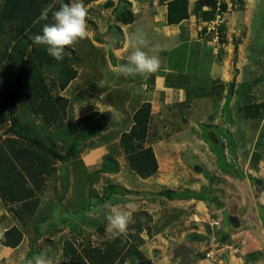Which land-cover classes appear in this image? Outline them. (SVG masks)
<instances>
[{
    "label": "rangeland",
    "instance_id": "obj_1",
    "mask_svg": "<svg viewBox=\"0 0 264 264\" xmlns=\"http://www.w3.org/2000/svg\"><path fill=\"white\" fill-rule=\"evenodd\" d=\"M4 1L0 0V9ZM169 1L84 0L88 9V35L70 48L77 77L64 91H59L56 83L61 68L41 67L52 94L68 99L66 119L62 126H43L38 118L28 112L22 96L15 92L20 60L15 59L16 53L11 51L8 29L0 27V143L8 138L22 141L26 137L60 156L71 151L66 160L57 162L55 173L37 193L40 204L34 216L17 221L7 209L8 215L23 234L24 248H21L20 258L16 257L19 260L14 264H26L41 254L48 256L53 264H61L63 260H69H65L64 256L66 245H71L77 253H81V249L87 245L102 247V243L114 237L107 231L109 205L119 204L123 207L129 202L137 205L134 220L143 227L132 228V223L125 235L131 243L136 242L130 238L131 235H138L143 240L137 249L144 259L146 256L152 257L155 252L156 256L152 257L155 264H191L186 259L185 248H174V244L170 243L174 241L170 239L175 238V230L173 232L169 227L176 217L168 213V197L160 192L154 193V189H149L145 181L135 176L119 147L120 135L131 127L132 114L139 106L140 90H144V85L149 81L158 85L157 82L167 83L179 76L183 78L184 74L172 73V67H182L180 63L192 64L194 68L197 65L199 71L207 73L212 66V58L216 62L220 61L217 73L200 74V80L202 83L206 78L216 81L212 90L217 94L224 93L227 101L230 98L233 100L230 105L233 114L243 109L249 118V146L256 143L257 151L264 148V138L261 137L264 136V63H261L263 59L261 62L257 59V56L264 54V0L255 11L251 23L246 24L244 32L233 27L235 15L249 5H231L232 9L223 5L224 10L216 8V12L220 10L222 13L216 17L220 26L215 31L218 39L214 45L210 29L215 22L212 24L211 21L208 27L207 24L201 27L199 21L203 16L202 11H194L196 23L187 24V27L199 45L192 40L190 47L189 44L187 47L179 45L176 38L166 34V28H169L165 25L166 4ZM203 1L197 0L198 3ZM222 1L218 0V4H223ZM58 2L60 0H55L56 4ZM63 2L68 3L69 0ZM137 31L146 33L150 41L149 48L154 49L150 54L159 55V72L145 76L125 75L118 71V66L126 64L134 50L131 47L132 36ZM189 33H185V38L191 36ZM144 50L149 51L148 48ZM223 70L229 72V78L219 72ZM241 105L243 108H240ZM12 107L13 112H10ZM93 112L96 116L88 123L82 126L75 124L77 119ZM258 145L263 148L258 149ZM256 189L260 195L262 191ZM145 192L147 196H144ZM144 207L149 210L146 211ZM236 222L237 219H234L233 223ZM215 230L206 233V242H211L212 249L219 250L221 247H218ZM143 237L145 241L148 240V245L142 246ZM207 247L203 245L204 256ZM139 262L136 254H129L117 264ZM192 264L197 262L193 261Z\"/></svg>",
    "mask_w": 264,
    "mask_h": 264
},
{
    "label": "crops",
    "instance_id": "obj_2",
    "mask_svg": "<svg viewBox=\"0 0 264 264\" xmlns=\"http://www.w3.org/2000/svg\"><path fill=\"white\" fill-rule=\"evenodd\" d=\"M222 2L229 9L231 5H249L242 8L243 10L239 8V14L235 15L236 22L233 27L244 32L246 24L251 23L250 20H253L255 11L263 0ZM187 3L188 18L179 24L169 25L166 17L165 25L169 27L166 28V34L176 38L179 45L187 47L189 44L190 47L192 40L199 45V41L189 33L190 28L187 27V24L196 23L194 5L198 2L187 0ZM204 6L202 11H211L212 18L207 19L205 14L199 18V24L201 27L207 24L208 27L211 21L213 24L217 13L216 9L215 12L212 11L213 7ZM185 33L193 38H185ZM263 56L264 54L257 56L260 62L263 59L261 63H264ZM220 65V61L216 62L212 58V66L206 73L199 71L197 65L194 68L192 64L180 63L182 67H172V73L184 74L183 78L178 75V78L171 79L170 82H157L158 85L149 81L144 85L145 89L140 90V103L136 110L144 103L150 104L152 116L148 123L145 145L152 148L158 166L154 175L140 180L145 181L149 189H154V193L160 192L168 197V213L176 217L175 221L171 222L170 218L171 223L168 222L171 226L169 228L173 232L175 230V238L170 239L174 241L170 243L174 244V248H185L186 259L190 260L188 263L264 264V148H261L263 144L258 145L257 148L262 150L257 151L256 143L249 146V118L243 109L233 114L230 107L233 100L230 98L227 101L224 93L217 94L212 90L216 81L206 78L205 81L208 82L202 83L200 80V74L213 75L214 72L217 73ZM246 67L247 65L243 66L241 73ZM219 72L226 78L230 77L226 70ZM242 106L239 107L243 108ZM261 137L264 138L263 135ZM256 187L262 191L260 195ZM144 196H147L146 192ZM7 209L0 198V241L8 230H20L14 219L8 215ZM234 219H237L238 225L233 223ZM212 221H217L219 226L211 228ZM212 229H216V240L221 249L213 250L215 256L208 259L204 256L203 245H212L211 242H206V233L209 234ZM147 241L144 239L142 246L148 245ZM22 243L23 239L15 247L0 244V264L17 262L21 248H24ZM154 256L155 252L152 253V257ZM152 257L146 256V259L155 264Z\"/></svg>",
    "mask_w": 264,
    "mask_h": 264
},
{
    "label": "trees",
    "instance_id": "obj_3",
    "mask_svg": "<svg viewBox=\"0 0 264 264\" xmlns=\"http://www.w3.org/2000/svg\"><path fill=\"white\" fill-rule=\"evenodd\" d=\"M204 1L197 3L196 11L201 12L203 5H208L213 7L211 9L215 12L218 0ZM49 3H53V0H5L0 9V27L8 29L11 51L16 53L15 59L20 60L19 77L14 90L22 96L28 112L38 118L45 127L64 124L68 99L52 94L41 73V67L61 68L56 83L59 91H64L77 77L72 61L73 51L70 48H66L65 58L58 62L47 54L43 46L35 45L31 39L33 35L41 33L43 24L46 23H36V20ZM62 3L63 0H60L58 4L55 3V7L58 9ZM219 5L221 10L225 9L222 3ZM201 14H206L209 20L212 18L211 11H202ZM187 18V0H171L167 3L169 25L179 24ZM12 97L14 98V95ZM10 112H13V107ZM95 116V112L90 113L77 119L75 124L82 126ZM151 116L150 104H142L132 116V126L128 131L121 133L119 138V147L129 169L141 179L151 177L158 169L152 148L145 145ZM70 155L69 150L60 156L42 144L27 140L26 137L22 138V141L8 138L0 143V198L18 221L34 216L40 204L37 193L55 173L57 162L66 160ZM146 226L149 230L148 224ZM131 227L137 229L143 226L134 220ZM130 238L134 239L136 244L133 241L128 242L123 234L102 243V247L87 245L81 249V253L72 250L71 245H66L64 256L65 260H69H63L61 264H117L123 262L129 254H136L140 260L138 264H152L144 259L137 249L143 240L138 235H131ZM22 239L21 231L12 228L3 234L0 244L15 247Z\"/></svg>",
    "mask_w": 264,
    "mask_h": 264
},
{
    "label": "clouds",
    "instance_id": "obj_4",
    "mask_svg": "<svg viewBox=\"0 0 264 264\" xmlns=\"http://www.w3.org/2000/svg\"><path fill=\"white\" fill-rule=\"evenodd\" d=\"M50 13L51 19H49ZM216 13L220 16L222 12L219 10ZM87 16L88 9L84 0H69L68 3H62L58 9L53 0V3L47 4L42 9L36 20V23L46 22L43 24L41 33L33 35L31 39L35 45L43 46L50 57L58 62L62 61L65 58L66 48H71L87 37L89 31ZM215 21L216 19L213 22ZM219 26L220 24L215 26V31ZM215 31L212 30V45L217 42ZM149 45L150 41L146 33L143 31L134 33L131 43L134 50L128 56V62L118 66V71L125 75L142 74L145 76L159 72L160 57L158 54H150L154 52V49L149 48ZM146 48L149 51H145ZM109 209L107 231L114 237H119L125 234L129 226L134 223L133 214L136 212L137 205L129 202L123 207L119 204L109 205ZM26 264H53V262L48 256L41 254L28 260Z\"/></svg>",
    "mask_w": 264,
    "mask_h": 264
},
{
    "label": "built area",
    "instance_id": "obj_5",
    "mask_svg": "<svg viewBox=\"0 0 264 264\" xmlns=\"http://www.w3.org/2000/svg\"><path fill=\"white\" fill-rule=\"evenodd\" d=\"M217 6L219 7L220 5L219 4H217ZM219 11V10H218ZM217 18H218V16H217ZM217 18H216V21H215V23H214V27H212L210 30L212 31H215V26L216 25H218L219 24V22H218V20H217ZM217 35V34H216ZM216 40H217V36H216ZM217 226H219V223H216V222H214V223H212V227H217ZM209 246V245H208ZM214 249H212L211 247H207V249H206V258H208V259H212L214 256H215V254H214V251H213Z\"/></svg>",
    "mask_w": 264,
    "mask_h": 264
},
{
    "label": "water",
    "instance_id": "obj_6",
    "mask_svg": "<svg viewBox=\"0 0 264 264\" xmlns=\"http://www.w3.org/2000/svg\"><path fill=\"white\" fill-rule=\"evenodd\" d=\"M236 224L238 225V222H236Z\"/></svg>",
    "mask_w": 264,
    "mask_h": 264
}]
</instances>
